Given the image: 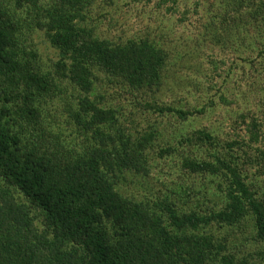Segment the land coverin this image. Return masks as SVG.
<instances>
[{
	"label": "trees",
	"instance_id": "obj_1",
	"mask_svg": "<svg viewBox=\"0 0 264 264\" xmlns=\"http://www.w3.org/2000/svg\"><path fill=\"white\" fill-rule=\"evenodd\" d=\"M230 1L233 11L241 8L240 0ZM252 3L249 20L264 22V0ZM84 7L83 0H0V264H243L225 240L194 233L250 215L255 238L264 242V200L230 159L182 163L191 172L225 177V209L208 215L180 213L166 200L150 209L116 189L118 174L143 167L152 133L134 142L120 131L116 110L91 98L93 70L134 89L157 87L168 55L148 38L112 44L95 37L79 24ZM221 21L224 28L238 22L227 10ZM35 30L60 53L56 77L41 68L28 42ZM56 78L67 82L65 93L67 84L78 89L64 106L79 142L64 138L46 120L51 112H42L41 101L59 89ZM185 141L211 144L214 137L198 130Z\"/></svg>",
	"mask_w": 264,
	"mask_h": 264
},
{
	"label": "rangeland",
	"instance_id": "obj_2",
	"mask_svg": "<svg viewBox=\"0 0 264 264\" xmlns=\"http://www.w3.org/2000/svg\"><path fill=\"white\" fill-rule=\"evenodd\" d=\"M240 1L241 8L233 11L230 0H83L79 24L95 37L112 44L148 38L168 55L157 87L134 89L102 69L93 70L91 98L116 110L120 131L134 142L152 133L143 150V167L127 168L116 178L122 196L150 209L166 200L180 213L222 211L228 202L225 177L191 172L182 165L188 158L215 161L218 156L238 164L246 183L264 200V22L248 18L257 0ZM225 10L238 21L227 28L221 23ZM27 37L41 68L55 74L58 49L41 30ZM56 80L59 89H54V99L41 101L42 112H51L46 120L64 138L66 134L79 142L82 136L65 121L64 106L78 89L67 84L65 93L67 82ZM154 104L188 114L158 112ZM198 130L209 132L213 143L185 141ZM231 141L235 144L228 148ZM247 217L231 226L210 223L194 233L225 240L236 262L264 264V242L255 238Z\"/></svg>",
	"mask_w": 264,
	"mask_h": 264
}]
</instances>
